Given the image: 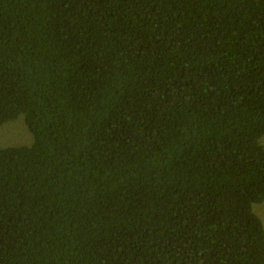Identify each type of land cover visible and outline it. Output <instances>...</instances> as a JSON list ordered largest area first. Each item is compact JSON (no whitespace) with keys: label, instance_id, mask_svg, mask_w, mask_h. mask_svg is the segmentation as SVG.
Masks as SVG:
<instances>
[{"label":"trees","instance_id":"trees-1","mask_svg":"<svg viewBox=\"0 0 264 264\" xmlns=\"http://www.w3.org/2000/svg\"><path fill=\"white\" fill-rule=\"evenodd\" d=\"M19 118L0 264H264V0H0Z\"/></svg>","mask_w":264,"mask_h":264},{"label":"rangeland","instance_id":"rangeland-1","mask_svg":"<svg viewBox=\"0 0 264 264\" xmlns=\"http://www.w3.org/2000/svg\"><path fill=\"white\" fill-rule=\"evenodd\" d=\"M23 115H20L21 117ZM23 119L9 121L0 126V146L22 145L32 141V134L24 125ZM260 143L264 144V135L260 138ZM255 213L261 218L264 226V200L253 206Z\"/></svg>","mask_w":264,"mask_h":264}]
</instances>
